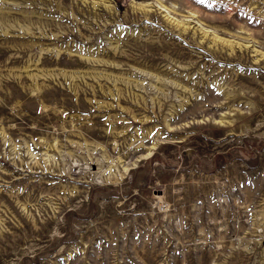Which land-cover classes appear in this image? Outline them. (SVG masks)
Listing matches in <instances>:
<instances>
[{
	"label": "rangeland",
	"instance_id": "374dc122",
	"mask_svg": "<svg viewBox=\"0 0 264 264\" xmlns=\"http://www.w3.org/2000/svg\"><path fill=\"white\" fill-rule=\"evenodd\" d=\"M0 264H264V0H0Z\"/></svg>",
	"mask_w": 264,
	"mask_h": 264
},
{
	"label": "snow or ice",
	"instance_id": "6c2138e0",
	"mask_svg": "<svg viewBox=\"0 0 264 264\" xmlns=\"http://www.w3.org/2000/svg\"><path fill=\"white\" fill-rule=\"evenodd\" d=\"M199 2L203 3V0H199Z\"/></svg>",
	"mask_w": 264,
	"mask_h": 264
},
{
	"label": "trees",
	"instance_id": "16d2710c",
	"mask_svg": "<svg viewBox=\"0 0 264 264\" xmlns=\"http://www.w3.org/2000/svg\"><path fill=\"white\" fill-rule=\"evenodd\" d=\"M152 158V157H151Z\"/></svg>",
	"mask_w": 264,
	"mask_h": 264
}]
</instances>
